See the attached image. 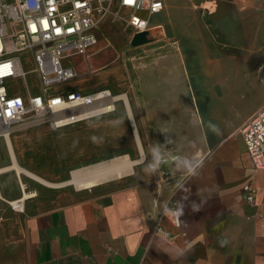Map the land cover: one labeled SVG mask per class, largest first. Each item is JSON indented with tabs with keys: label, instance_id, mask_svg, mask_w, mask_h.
<instances>
[{
	"label": "crops",
	"instance_id": "1",
	"mask_svg": "<svg viewBox=\"0 0 264 264\" xmlns=\"http://www.w3.org/2000/svg\"><path fill=\"white\" fill-rule=\"evenodd\" d=\"M207 2L165 0L137 72L103 87L128 103L76 124L73 143L59 140L69 128L30 118L13 127L11 144L0 135V264H264V171L242 134L264 108V72L233 70L230 56L246 43L223 40L240 12H219L218 0L213 12ZM152 86L161 95L148 94ZM10 146L23 168L59 184L116 158L132 163L89 188L49 186L18 174ZM26 190L36 196L13 209Z\"/></svg>",
	"mask_w": 264,
	"mask_h": 264
},
{
	"label": "built area",
	"instance_id": "2",
	"mask_svg": "<svg viewBox=\"0 0 264 264\" xmlns=\"http://www.w3.org/2000/svg\"><path fill=\"white\" fill-rule=\"evenodd\" d=\"M114 5L129 13L135 35L151 29L150 18L165 9V0H0V135H10L27 118L48 121L59 130L112 113L110 103L116 106L117 101L110 88L89 93L53 88L80 76L73 63L64 61L82 55L89 63L88 52L99 42L97 28ZM29 58L33 67L27 69L24 59ZM31 72L37 74L41 92L22 96L10 91L8 80L26 79ZM82 108L86 110L69 120V111ZM242 134L255 168L264 171V108ZM244 190L253 202L255 188L248 184ZM11 206L20 210L19 202ZM177 213L172 210L179 224Z\"/></svg>",
	"mask_w": 264,
	"mask_h": 264
},
{
	"label": "rangeland",
	"instance_id": "3",
	"mask_svg": "<svg viewBox=\"0 0 264 264\" xmlns=\"http://www.w3.org/2000/svg\"><path fill=\"white\" fill-rule=\"evenodd\" d=\"M206 6L213 9V12L217 11L219 6L216 0H206ZM220 3L219 12H240L237 15V23L235 24V30H232L233 36L224 38L223 41L230 43L244 44L245 48H237L234 51L235 54L230 56L229 65L233 67L236 73H245L249 78H252L263 70L258 71V66L264 64V0H247L249 8H241L240 5L245 4L244 0H238V5L225 8L224 1L234 0H218ZM216 2V3H215ZM242 3V4H241ZM240 6V7H239ZM210 8V10H211ZM241 8V9H240ZM228 9V10H227ZM129 13L126 10H121L117 5L112 7V12L105 17L97 28V35L99 38L98 44L89 50L90 56L89 63L85 56L75 55L70 59H66L64 64H74L80 74L75 80L53 88V90H79L85 92H91L105 86H113V84H121V75L123 72H137L138 57L143 54L142 47H133L132 39L134 37V31L128 22ZM163 14H155L150 18V25H155L164 22ZM237 25V26H236ZM258 39L259 47L256 46ZM243 52H240V50ZM27 69L33 67V61L29 58L24 59ZM7 85L11 92L24 95L25 93H37L41 92V85L38 81V76L35 72L29 73L26 79H10ZM147 89V88H146ZM153 86L149 88L148 94L161 95L157 93ZM90 122L85 123L86 125ZM84 125V124H83ZM91 128L94 126H100L95 123H90ZM82 126V125H81ZM46 130V126H41ZM69 130V133H64L59 136L60 141H64V137L69 135L70 143H73L75 137L82 133L79 126H69L62 130ZM95 131H99L93 129ZM80 132V133H78ZM75 133H78L75 135ZM68 134V135H67ZM73 134V135H72ZM58 140V139H55ZM16 201V200H14Z\"/></svg>",
	"mask_w": 264,
	"mask_h": 264
},
{
	"label": "bare ground",
	"instance_id": "4",
	"mask_svg": "<svg viewBox=\"0 0 264 264\" xmlns=\"http://www.w3.org/2000/svg\"><path fill=\"white\" fill-rule=\"evenodd\" d=\"M229 2V1H228ZM228 5V4H227ZM226 5V7H227ZM234 5V4H233ZM244 5V4H243ZM212 7V6H211ZM209 6H207L206 9H209L211 8ZM235 7V5H234ZM240 7V6H239ZM246 8H249V7H246ZM241 9V8H240ZM250 9V8H249ZM228 10V9H227ZM234 10V9H233ZM184 21V20H183ZM186 21V20H185ZM194 22V21H193ZM192 22V23H193ZM198 25V24H197ZM199 27V26H198ZM203 27V26H202ZM203 30V29H202ZM204 33V32H203ZM185 34V33H184ZM116 95V94H115ZM128 95V94H127ZM128 97V96H127ZM125 95H119V96H116L115 98V101H118L120 99H124L127 103H128V99ZM132 108V107H131ZM89 108L87 107V110ZM86 109L82 108V109H76V110H71L68 112V116H70V119H74V118H77V114L78 113H81L83 111H85ZM116 106L112 105L110 103V111L114 112L116 111ZM113 113V114H114ZM130 114V113H129ZM73 117V118H72ZM133 118V117H132ZM137 129V128H136ZM8 140L7 142L10 143V137L9 135L7 136ZM11 144V143H10ZM11 147V151H12V154H13V157H14V161H13V168H15L18 172V174H26L27 176H30L31 178L35 179L36 181H39L41 182L42 184H45V185H49V186H61V185H65V184H74L76 185L78 188L80 189H84V188H89V187H92L94 186L95 184H97L98 182H100L101 180H105V179H109V178H113V177H116V176H121L122 174L126 173L127 172V168L131 165V161H129L128 157L126 158H116L112 161H110V163L108 164H101V165H97V166H92L91 168H86L84 170H77V171H74L73 172V176H72V179L65 182V183H62V184H59V183H53V182H50L46 179H44L43 177L37 175L36 173L32 172V171H29L25 168H23L18 162H17V159L15 158V154L13 152V148L12 146ZM11 167V166H10ZM1 172V171H0ZM4 172V171H3ZM86 176H93L91 179L89 180H85L84 178ZM23 186L24 188L26 187L25 186V183L23 182ZM35 195V192H28L26 190V192L24 193L23 197L21 199H19L18 201H14V203H17L19 202V209L20 210H23L24 208V202L26 199L32 197ZM36 196V195H35ZM13 202V201H12Z\"/></svg>",
	"mask_w": 264,
	"mask_h": 264
},
{
	"label": "water",
	"instance_id": "5",
	"mask_svg": "<svg viewBox=\"0 0 264 264\" xmlns=\"http://www.w3.org/2000/svg\"><path fill=\"white\" fill-rule=\"evenodd\" d=\"M148 34H149L148 31L135 34L132 39V43H131L132 46L139 47L150 42V39L148 38Z\"/></svg>",
	"mask_w": 264,
	"mask_h": 264
},
{
	"label": "clouds",
	"instance_id": "6",
	"mask_svg": "<svg viewBox=\"0 0 264 264\" xmlns=\"http://www.w3.org/2000/svg\"><path fill=\"white\" fill-rule=\"evenodd\" d=\"M93 140H95V138H93ZM177 215H179V213H177Z\"/></svg>",
	"mask_w": 264,
	"mask_h": 264
},
{
	"label": "snow or ice",
	"instance_id": "7",
	"mask_svg": "<svg viewBox=\"0 0 264 264\" xmlns=\"http://www.w3.org/2000/svg\"><path fill=\"white\" fill-rule=\"evenodd\" d=\"M126 2H128V0H126Z\"/></svg>",
	"mask_w": 264,
	"mask_h": 264
}]
</instances>
